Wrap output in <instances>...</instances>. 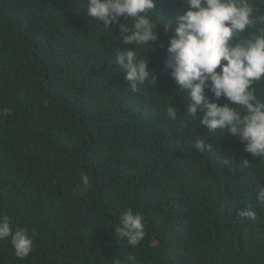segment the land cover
Returning <instances> with one entry per match:
<instances>
[{"label": "trees", "instance_id": "trees-1", "mask_svg": "<svg viewBox=\"0 0 264 264\" xmlns=\"http://www.w3.org/2000/svg\"><path fill=\"white\" fill-rule=\"evenodd\" d=\"M155 3L158 21L183 7ZM86 6L0 0V108L9 109L0 116V216L36 233L24 260L0 241V264H264V157L186 113L187 94L164 70L175 23L159 24V40L138 49L157 80L133 92L114 57L134 45ZM254 87L264 100V82ZM197 137L212 150H197ZM127 208L146 220L135 248L115 233ZM246 208L254 219L239 215Z\"/></svg>", "mask_w": 264, "mask_h": 264}, {"label": "clouds", "instance_id": "clouds-1", "mask_svg": "<svg viewBox=\"0 0 264 264\" xmlns=\"http://www.w3.org/2000/svg\"><path fill=\"white\" fill-rule=\"evenodd\" d=\"M86 5L88 15L102 21L104 28L119 29L117 39L122 44L134 45L115 51L114 57L133 92L139 84H156L157 80L146 55L141 58L138 49H151L159 40L157 26L163 23L167 30L174 22L164 70L170 73L179 92L187 94L186 113L193 118L202 113L200 125L209 132L219 130L234 136L246 153L264 157V100L258 98L254 87L264 82V12L254 0H182L183 7L174 21L153 18L155 0H86ZM129 20L130 25L126 23ZM160 47L164 48V43ZM221 97L227 102L219 103ZM167 112L173 118L177 114L173 106ZM8 114V108H0V116ZM194 147L200 152L211 151L213 144L197 137ZM223 163L228 166L230 162L225 159ZM241 163L247 167L250 162L241 159ZM80 180L89 183L84 173ZM256 199L264 204V185L257 186ZM239 215L255 218L251 208L239 210ZM145 225L142 213L127 208L119 216L115 233L135 248L145 237ZM35 235L27 227L14 226L11 217L0 216V241H8L20 260L33 251ZM128 260L136 264L135 257ZM114 264L121 262L116 260Z\"/></svg>", "mask_w": 264, "mask_h": 264}]
</instances>
